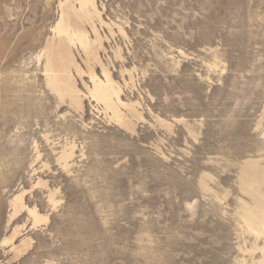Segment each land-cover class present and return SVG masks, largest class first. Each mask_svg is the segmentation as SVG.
Wrapping results in <instances>:
<instances>
[{
    "label": "rangeland",
    "instance_id": "obj_1",
    "mask_svg": "<svg viewBox=\"0 0 264 264\" xmlns=\"http://www.w3.org/2000/svg\"><path fill=\"white\" fill-rule=\"evenodd\" d=\"M0 264H264V0H0Z\"/></svg>",
    "mask_w": 264,
    "mask_h": 264
}]
</instances>
